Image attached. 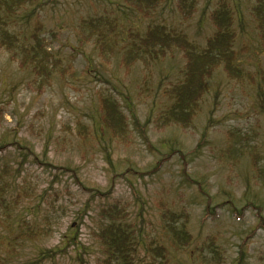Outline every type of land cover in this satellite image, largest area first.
<instances>
[{
    "label": "rangeland",
    "instance_id": "1",
    "mask_svg": "<svg viewBox=\"0 0 264 264\" xmlns=\"http://www.w3.org/2000/svg\"><path fill=\"white\" fill-rule=\"evenodd\" d=\"M176 1L161 0L157 11L142 17L129 14L122 0H33L28 8L22 9L14 21V29L26 32L24 16L31 10L40 13L47 48L62 59L63 66L70 64L72 74L63 79L54 77L52 85L38 96L27 83L31 80L28 75L18 71L0 50V143H8L0 149V165L20 159L12 142L24 140L39 158L43 159L45 153L46 160L53 165L77 166V177L84 187H96L102 192L113 187L105 201L113 203V199H119L120 206H125L127 220L136 229L141 244L138 264H144L143 245L151 240L166 247L168 264H202L199 255L207 251L205 244L210 237L214 245L222 246L224 264H235L240 249L245 251L244 263L264 264V229L256 227L258 217L254 210L238 214L227 204L217 206L231 194L239 208L245 202L244 188L250 184L253 193L247 199L261 204L260 215L264 217V195L254 184L255 179L243 180V169L230 166L227 160L228 155L239 158V151L256 153L258 162L264 157V108L258 95L259 86L264 91V48L252 32L255 30L250 11L254 0L230 2L238 34L235 48L241 52L243 67L257 75L255 84H238L228 80L220 70L214 72L207 81L208 92L193 119V127L186 131L152 127L159 109L166 104L163 89L180 76L183 64L180 53L168 61L156 62L149 75L142 69V63L135 64L130 74H126L119 65L121 51L104 62L98 56L99 51L92 43H85L78 30L81 18L116 16L119 28L113 33L114 44L122 45L138 25L166 22L203 45L213 31L209 14L217 0H198L195 13L185 21L174 11ZM29 18L32 20L33 16ZM106 92L113 93L121 102L129 118L127 145L112 142L98 130L95 137L89 135L85 139L76 134L78 122L94 126L98 97ZM134 118L139 124L149 123L148 145ZM228 133H232L230 138ZM228 147L236 151L228 154ZM28 159L29 163L23 165L16 178L17 185L26 179L42 193L54 181L58 189L55 203L64 207V214L57 230L44 241L21 242L13 230L0 226V264H99L101 252L93 235V209L101 206L104 199L91 198L78 187L69 171L45 168L31 163V157ZM156 163L160 166L155 169ZM182 169L191 182H187ZM37 202L35 198H25L17 213L28 219L29 211L39 206ZM160 202L177 213L187 211L184 224L192 237L188 246L178 250L171 246L162 226ZM85 205H89L87 213ZM78 216L82 223L76 231L77 241L68 243L66 236L75 232ZM56 247L62 252L48 254L53 256L52 260H38L41 249Z\"/></svg>",
    "mask_w": 264,
    "mask_h": 264
},
{
    "label": "trees",
    "instance_id": "2",
    "mask_svg": "<svg viewBox=\"0 0 264 264\" xmlns=\"http://www.w3.org/2000/svg\"><path fill=\"white\" fill-rule=\"evenodd\" d=\"M122 1L126 11L138 17L149 16L152 11H157L161 4V0ZM32 2L33 0H0V50L7 54L9 62L14 63L18 71L28 75V80H31L27 83L36 92V95L40 96L46 91V87L52 85L54 77L63 79L65 75H71L72 70L69 63L63 66L62 59L47 48L42 35L43 23L40 13L34 14V10H31L24 16L23 24L27 28L26 32L14 29V21L19 17L20 11L25 7L28 8ZM197 5L198 0H177L174 11L185 21L193 16ZM32 16L31 20L29 17ZM115 17L81 18L77 25L85 43H92L99 51V58L104 62H109L121 51L119 65L126 74H130L129 72L135 64L142 63V69L149 75L151 67L156 62L158 64L175 58L177 52L183 58L180 76L177 80L169 82L168 87L162 91L166 104L159 109L155 116L152 127L156 130L176 128L186 131L192 128L193 119L199 113L202 100L208 92L207 81L217 70H220L228 80H233L238 84L246 82L255 84V79L258 78L255 73L252 74L243 67L240 61L241 52L235 48L238 34L234 26L235 10L230 0H217L215 3L209 14L213 31L209 36H206L203 45L191 41L182 30H178L166 22L165 24L144 23L138 25L137 30L129 32V39L123 40L122 45H115V34L113 33L115 29L119 28ZM250 17L255 30L252 32L263 43L264 48V0H254ZM147 82V78H145L144 84ZM258 90H260L258 94L261 101L260 106L263 109L264 91L261 86ZM93 120L95 121L93 127L83 122L76 124V134L80 139H85L89 135L95 137L98 130L102 134H107L112 142L120 145L129 143V118L122 110L121 102L113 93L106 92L99 95L96 118ZM135 121L139 126L142 139L148 145L146 129L149 123L139 124L136 119ZM230 136L232 133H228L229 138ZM12 144L19 151L22 160L16 158L13 164L0 165V226H4L7 230H13L15 237L22 239L21 242L25 240L44 241L57 230L62 214H64V207L55 203L58 189L54 187V181H51L42 193H38L33 186L31 187L26 179H22V182L17 185L16 178L20 176L23 165L28 164V158L31 157V163H37L56 171H69L78 187L89 193L91 198L96 196L104 199L101 206L93 209L95 211L93 235L99 243L101 252L98 263L138 264L136 260H139L141 244L136 229L127 220L125 206H120L119 199H113V203L105 201V198L112 194L113 187L107 188L103 192L96 187H84L77 177V166L69 168L53 165L46 160L45 153L43 159L39 158L32 145L24 140L14 141ZM7 146L6 142L0 143V149ZM235 151L231 147L227 148L228 154H233ZM245 152L239 151L238 153L240 159H245L244 162H240L236 156L228 155L229 165L233 167L237 165L243 169V175L245 174L243 180L255 179L254 184L258 187V191L260 190L264 195V157H261L262 162H258L256 153L247 151V155ZM107 160H110L109 157ZM222 162H225V159ZM244 163L245 167L243 168ZM159 166L160 164L156 163L155 169ZM182 171L187 182H191V178L184 169ZM66 192L69 193V190L66 189ZM252 193V186L246 184L242 194L245 202L239 208L234 203L231 194L225 201H221L222 203H217V206L222 207L227 204L233 211H238V214H242L244 210H254L258 217L256 227L264 229V217L260 215L261 204H255L247 199ZM203 194L206 195L205 192ZM51 195H54L55 198L52 199ZM25 198H35L39 204L35 209L29 211L28 219L22 218L19 212L17 213ZM253 198H257V195H254ZM159 204L162 226L171 246L176 250L188 246L192 237L184 224V219L188 217L187 211L182 209L177 213L164 203L160 202ZM88 210L89 205H85L84 213H87ZM77 220L75 232L66 236L68 243L75 244V240L77 241L76 231L82 223L81 216H78ZM205 246L207 251L205 250L199 255L202 264H224V251L221 245H214L213 239L210 237L207 238ZM59 249V247L41 249L38 253V260L41 258L52 260L55 253L62 252ZM143 249V258L146 257L144 264H168V251L162 243L151 240L143 245ZM48 254L53 256L50 257ZM244 257L245 251L240 249L235 264H246ZM139 261L141 262V260Z\"/></svg>",
    "mask_w": 264,
    "mask_h": 264
}]
</instances>
